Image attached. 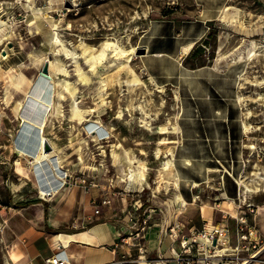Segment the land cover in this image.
Here are the masks:
<instances>
[{
    "label": "rangeland",
    "instance_id": "374dc122",
    "mask_svg": "<svg viewBox=\"0 0 264 264\" xmlns=\"http://www.w3.org/2000/svg\"><path fill=\"white\" fill-rule=\"evenodd\" d=\"M31 1L0 0V264L12 252L21 257L15 244L26 222H57L53 230L61 232L111 219L138 222L134 228L140 222H176L162 227L171 236L172 252L180 250L185 237L197 240L202 229L190 232L191 226L185 228L179 222H202L201 215L209 223L264 222V192H247L238 185L240 179L251 188L264 183V0H223L225 17H219L222 8L213 15L215 19L206 23L205 34L191 55V65L215 67L218 59L216 68L228 70L236 78L241 121L250 130L241 140L237 163H212L222 177L221 173L226 176L229 171L235 178V185L229 178L232 184L227 190L234 196L225 198L205 183L206 187L195 192L194 200L183 195L187 204L180 208L173 201V172L161 174L163 163L170 158L168 152L175 156L177 132L173 133L171 126L177 122L178 100L174 88L150 82L140 60L145 54L143 31L169 17L179 23L192 20L199 13L195 0H52L50 5L49 0ZM29 6L42 14L36 18ZM54 26L55 40L65 44L73 59H66L61 52L54 56L59 49L49 41ZM106 41L118 49L108 48L101 61L98 54ZM119 49L123 53H117ZM54 58L67 70V75L59 77L73 88L74 103L81 110L93 111L86 119L97 120L106 130L100 140L95 141V133H89L87 121L78 124L69 120L72 100L67 94L59 100L60 89L55 86L54 95L49 77L45 78V90L50 92L43 93L48 102L33 95L26 106L35 103L31 109L35 113L24 112V119L22 114L17 116V103L24 94L31 95L46 59ZM144 113L148 126L140 122ZM160 127L168 128L167 133H160ZM43 137L54 144L59 165L69 175L58 194L48 187L53 178L46 182L45 171L31 156L33 150L34 155L40 154ZM125 152L146 168L141 186L124 175L128 167ZM55 160L53 156L47 159L54 171ZM82 175L87 178L83 184L79 182ZM208 181L211 185L215 182ZM43 186L51 190L46 195ZM106 196L110 203L98 206L100 213L95 214L98 200ZM144 225L138 230L143 252L131 247V264L161 261L148 251L152 242L147 247L148 224ZM251 225L260 235L257 226ZM263 244L259 241L253 251ZM260 256V261L247 264H264V251ZM19 258L11 264H24Z\"/></svg>",
    "mask_w": 264,
    "mask_h": 264
},
{
    "label": "crops",
    "instance_id": "0c3cea01",
    "mask_svg": "<svg viewBox=\"0 0 264 264\" xmlns=\"http://www.w3.org/2000/svg\"><path fill=\"white\" fill-rule=\"evenodd\" d=\"M222 1L195 0L199 13L192 20L179 23L174 20L175 17H169L153 22L143 31L142 46L145 54L140 60L142 67L149 76L150 82L153 83L154 80L156 84L174 88L175 99L179 104L175 156L173 152V166H175L173 179L177 186L174 189V195L180 196L185 205L187 202L183 195H191V200H194L195 192H199V188L206 187L205 183H208L209 189L214 193L222 194L225 198L234 196V194L229 195L227 190L231 189L232 183L235 185V178L229 171H226V176L225 173H221L222 177L214 171L217 168L213 167L212 163H237L238 156L241 155H238V148L242 147L240 143L244 130L237 81L228 70L220 71L216 68L218 59L215 60V67L204 63L190 64L191 55L205 34L206 23L215 19L213 15L221 10ZM206 12H212V14L205 16ZM186 170L195 171V173L188 175L185 173ZM40 176L39 174V178ZM229 178L233 180L232 183ZM212 179L215 182L213 181L211 185L209 183L211 181L208 180ZM44 180L49 183L46 178ZM55 191L56 194L61 192ZM43 192L46 195V191ZM243 194L242 191L241 195ZM176 205L179 208L185 206ZM200 219L202 222L179 223L185 228L186 225L191 226L188 229L190 232L201 229L205 223L208 225L218 223L204 222L202 215ZM56 223L26 222L23 224L17 236L18 242L15 244L21 257L12 252L5 263H14L19 258L25 262L24 264H44V258L52 253L49 245L52 242H58L60 246H63L70 264H107L116 259L117 253L124 248H114V245L130 228V222L111 219L61 232L59 229L53 230L56 228ZM219 223L230 226L231 241L234 243L236 222ZM251 223L257 226L261 236L259 241L264 243V222H248L249 225ZM169 224L173 225L176 222H148L145 237L148 239V241L146 239L147 247L151 242L152 246L150 245V250H147L156 253V256L161 259L154 264H176L174 259L176 250L169 251L172 244L171 236H167L165 229L162 228ZM263 251L264 244L258 250L256 258L250 262L260 261L258 259ZM242 254L246 256L249 253L242 252Z\"/></svg>",
    "mask_w": 264,
    "mask_h": 264
},
{
    "label": "bare ground",
    "instance_id": "6f19581e",
    "mask_svg": "<svg viewBox=\"0 0 264 264\" xmlns=\"http://www.w3.org/2000/svg\"><path fill=\"white\" fill-rule=\"evenodd\" d=\"M26 1L28 3H30V2L32 3L31 0H26ZM48 3L50 5L52 3V0H49ZM29 7H30L32 13L34 14V16L36 18H37V14H42V11L40 9H34L33 6H29ZM219 17L220 18L225 17V10L224 9H222ZM55 31L56 30H55V26H54V28L52 29L51 35L49 37V41L55 47H59V49L55 51L54 56H56L58 53L61 52L66 59H68L70 57L73 59L71 51L66 48L65 44L59 40H55V38H54V32ZM111 47H113L114 51H117V49H118L115 44L110 43L108 41L104 42V45H103L100 53L98 54L99 60L102 61L105 58L106 50L108 48H111ZM119 52L123 53V51L120 49L118 50L117 53H119ZM119 56H120V54H119ZM251 56H252V54L250 55V57ZM46 66H47V72L46 73H44V72L40 73L39 81L33 87L32 91L30 93L31 95H29V92L28 93L25 92L26 94H24V97L22 96L23 100L21 102L17 103V108H16L17 109V116H19V114L21 116V114H22L21 118L24 119V116H25L24 112L29 111V110H30L29 112L32 111L31 109L34 107L35 103H32L29 108L26 106V104H27L29 98L32 99L33 95H37V97L39 99L41 97H44L43 93L50 92V91L45 90V87H46L45 78L49 77L50 84L54 89L53 90L54 95H55V86H57L60 89V92H57V95H56L59 100H64V96L62 94L69 95V97L72 100V102L70 104L69 120H76L78 122V124H83V122L87 121L88 123L86 124V128H87V130L90 131L89 133L90 134L95 133V136L93 137L95 139V141L100 140L99 137L103 136L104 132H106V130L103 128V126L100 125V123L97 120L96 121H91V120L89 121L86 119V117L89 116V114H91L93 111L81 110L77 107L76 103H74V101H73V94H74L73 88L70 86V84L67 81H65L64 79H60V77H59V76L67 75V70L62 65L61 61L57 58H54L52 61L50 59H46ZM75 71L78 74L81 81L86 80L85 76L80 73V70L78 68H76ZM51 76H54L55 79H51ZM134 81H137V80H134ZM50 90H51V88H50ZM44 99H45V101L48 102L47 96H45ZM138 107H139V110H141V112L143 113L144 112L143 109L140 106H138ZM31 113L34 114L35 112L32 111ZM144 116L140 122H143L144 125L148 126V122H146V120H145L146 114ZM167 129L168 128H166V127H160L159 132L160 133H167L166 132ZM171 130L173 133H176L177 132L176 125L171 126ZM243 130H244V133L249 132L250 126L243 123ZM46 145H48V149L45 148ZM119 146L120 145H118L116 147L118 148ZM250 147L254 148L252 146H250ZM33 151L31 152V156L33 155L35 162L37 163V166L45 171L44 176H45L46 180L49 181L50 178H53V183L48 186V187H50L49 189L54 187L52 191H55V190H59L60 188H62L60 186L63 184L62 181L64 180L63 176H64L65 172L62 171V169L59 165L60 163L57 160L58 159V157L56 155L57 150L55 149L54 144L49 140L47 142V140L43 137L40 154L34 155ZM114 152H112V154H111L112 157L113 156L115 157ZM159 153H160V151L158 150L156 154L158 155ZM168 153L170 155V158L167 159L162 165V173H161L162 175H164V174L165 175H171L173 172V152L169 151ZM50 156H53L54 159H56L55 161H56L57 168H55V169L58 172H56V170L54 171V168H53L54 166L52 164L49 165V163L47 162V159ZM125 162L128 164V167L126 169L127 173H124V175L127 177V180L131 181L132 183H137L138 185L141 186L145 182V173H146L145 166H143V164H141L140 161L136 160L134 157H129L127 152H125ZM162 178L163 177H161L160 179L164 180ZM164 182H167V181H164ZM171 184L174 187L173 189H175L177 187L175 182H172ZM238 185H240L247 192H257L259 190H262L264 192V183H263V185L257 184L254 188H251L245 179H240ZM43 188H45L47 193H49L51 191V190L47 191V186H43ZM173 201L178 205H181V206L185 205L184 202L181 200L180 196H178V195H174ZM210 227L211 226H209V228ZM58 237H60V236H58ZM5 264H8V263L6 262Z\"/></svg>",
    "mask_w": 264,
    "mask_h": 264
},
{
    "label": "built area",
    "instance_id": "2783aa9c",
    "mask_svg": "<svg viewBox=\"0 0 264 264\" xmlns=\"http://www.w3.org/2000/svg\"><path fill=\"white\" fill-rule=\"evenodd\" d=\"M144 71L143 68H141ZM64 173L63 184L60 186L65 188L66 178L69 175ZM85 176L79 178L80 183L86 182ZM110 203V199L101 197L97 205L95 206L94 213L99 214L101 206H107ZM249 207V205H246ZM249 211H252L250 209ZM138 222H130L129 229H135L134 232L127 231L122 234L118 242L114 245V248L124 247L121 252L117 253L118 257L107 264H131L134 260L130 259L131 255L129 249L131 247H138L139 253L143 252L140 247L139 241V229L144 228V224L148 222H140V228H134ZM208 223L203 224L201 231L198 233L197 240H188L186 237L181 241L180 250L175 254L176 264H247L250 260L256 258L258 250L251 251L256 248L259 243L260 235L257 229L253 225H249L248 222H236L235 228V241H231L230 226L225 223ZM209 226H211L209 228ZM174 236V235H173ZM51 255L44 258V264H70L69 258L64 252L63 246H60L58 242H52L49 245ZM242 252H248L246 256H242ZM251 252V253H250ZM32 264V263H29ZM150 264V262H147Z\"/></svg>",
    "mask_w": 264,
    "mask_h": 264
},
{
    "label": "water",
    "instance_id": "95a60500",
    "mask_svg": "<svg viewBox=\"0 0 264 264\" xmlns=\"http://www.w3.org/2000/svg\"><path fill=\"white\" fill-rule=\"evenodd\" d=\"M41 72H44V73L47 72V66H46L45 63H44L43 66H42ZM45 148L48 149V145H46Z\"/></svg>",
    "mask_w": 264,
    "mask_h": 264
}]
</instances>
